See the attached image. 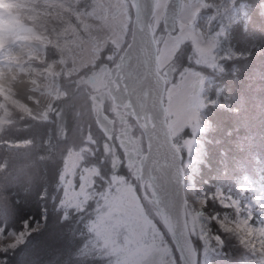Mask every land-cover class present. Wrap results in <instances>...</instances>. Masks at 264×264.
I'll list each match as a JSON object with an SVG mask.
<instances>
[{
    "label": "rangeland",
    "instance_id": "374dc122",
    "mask_svg": "<svg viewBox=\"0 0 264 264\" xmlns=\"http://www.w3.org/2000/svg\"><path fill=\"white\" fill-rule=\"evenodd\" d=\"M42 1L45 4L41 8L23 1L18 4L0 1L16 7L15 10L20 13L18 21H22V18L25 21L32 19L41 24V18L49 16L47 19L50 22L61 23L67 29L66 35L62 36L64 44L55 48L58 56L49 58L44 35L39 36L32 29L11 23L8 16L0 14V45L15 42L28 46V51L21 56L11 54L0 58V63L8 69H0V79L6 77L5 82L0 81V92L22 104L27 112L26 103L14 93L29 95L42 104L48 103L50 107L43 108L48 116V112L54 108L56 96L64 93L55 78L63 71L72 74L78 72L75 76L80 80L85 79L92 86L89 103L93 118L97 106H105L106 110L112 112L116 105L106 101V94L109 95L103 63L119 67L127 61L123 53L130 40L132 9L129 1ZM153 1L151 22L158 38V66L161 68L171 62L172 68L165 90L167 119L173 137L183 150L187 189L195 200V203H191L187 195L190 232L201 241L198 264H210L209 251L214 247V239L206 224L208 213L204 202L208 200V192L206 187L193 183V174L197 164L207 157L203 132L210 122L204 107L210 102L219 101L217 97L210 96L212 74L198 70L196 65L205 64L212 71L221 68V58L234 51L227 41L229 27L244 14L245 4L242 0H181L174 28L166 29L162 15L167 0ZM23 4L37 9L43 16L37 17L28 9L30 6L26 8ZM52 14L55 16L52 17ZM212 14L215 16L212 17ZM48 24L43 23L46 26ZM226 30L227 35L224 36ZM9 35H14V38L9 39ZM218 36L223 37V40L220 41ZM107 45L110 50L106 53L107 59L96 63L95 60L100 58V50ZM32 57H37L42 63L34 66L36 71L47 70V78L41 87L37 86L28 71L33 66ZM23 73L24 78L30 81L25 94L15 88L18 76ZM2 110L0 105V114ZM117 119V129L124 133L123 137L104 132L91 120H77L80 125L76 124L70 134L71 143L64 154L59 175L63 188L62 206L65 209H85L92 231L89 245L106 256L105 264H181L171 238L156 224L151 214L155 208L144 201L138 190L139 157L144 153L141 130L128 113L120 114ZM185 128L192 131L185 132ZM127 141L129 143L125 146ZM257 177L260 179L253 180L243 173L235 178V185L240 188V192H248L243 199L225 189L218 181L214 183V192L224 205L234 208V217L226 212L219 222L264 252V183L262 175ZM146 188L156 198L149 183ZM254 209H258L257 216L254 215ZM243 210L245 213H241ZM247 229H251V233ZM133 233L136 239H133ZM17 237L19 234L12 230L0 231V244Z\"/></svg>",
    "mask_w": 264,
    "mask_h": 264
},
{
    "label": "trees",
    "instance_id": "16d2710c",
    "mask_svg": "<svg viewBox=\"0 0 264 264\" xmlns=\"http://www.w3.org/2000/svg\"><path fill=\"white\" fill-rule=\"evenodd\" d=\"M242 1L244 14L231 24L227 37L233 53L221 58L219 70L212 71L209 67L204 70L212 74L210 96L217 97L219 102L204 107L210 122L203 132L207 157L197 164L193 183L206 187L209 194L206 224L214 239V247L209 251L210 264H264L263 251L219 222L226 212L232 217L235 214L234 208L224 205L214 192V183L218 181L243 199L248 192L242 194L234 182L243 173L253 180L262 175L264 183V0ZM3 3L0 14L8 16L11 23L44 35L48 57L58 56L55 48L64 44L62 36L67 33L61 23L50 22L49 16L41 18V24L32 19L18 21L20 13L16 7ZM28 9L41 17L37 9L31 6ZM45 22H49L48 26L43 25ZM108 48L107 45L100 50L96 63L107 59ZM31 63L33 66L28 71L41 87L47 70L36 71L34 66L42 64L37 57H32ZM77 73L63 71L55 78L64 93L56 96L47 117L30 114L22 104L0 92L3 109L0 231L19 234V239L0 244V264H105L107 261L105 255L89 245L92 231L85 209H65L61 203L63 188L59 175L71 143L70 134L76 124L80 125L79 118L97 125L89 103L91 83L78 79ZM120 170L124 172L123 168ZM146 186L145 183L147 191ZM138 190L144 201L155 208L142 194L139 182ZM253 212L257 216L258 209ZM151 214L165 231L156 208ZM25 221L29 227L24 226ZM191 235L199 258L201 241L192 232ZM14 243L16 246L10 247ZM175 251L177 256L176 248Z\"/></svg>",
    "mask_w": 264,
    "mask_h": 264
},
{
    "label": "water",
    "instance_id": "95a60500",
    "mask_svg": "<svg viewBox=\"0 0 264 264\" xmlns=\"http://www.w3.org/2000/svg\"><path fill=\"white\" fill-rule=\"evenodd\" d=\"M8 1L22 3L20 0ZM25 1L24 3L36 8L45 4L42 0ZM128 1L132 9V19L130 40L123 53V56H127V61L120 66L123 83L114 85L109 80L108 90L116 102L128 100L125 107L130 109L143 132L145 151L139 157V184L142 194L154 204L166 234L178 251L181 264H198L199 258L186 210L187 177L183 154L173 139L165 106L166 84L172 74L171 62L161 68L158 66V38L151 22L154 1ZM180 4L181 0L166 1L162 15V23L166 29L174 28ZM116 78H119L118 74ZM14 94L26 103L29 113L37 117H47L43 108H49L48 103L41 104L29 95ZM94 117L105 132L113 130L112 117L101 107L97 109ZM122 134L120 131L119 135ZM145 180L153 186L156 198L146 191Z\"/></svg>",
    "mask_w": 264,
    "mask_h": 264
},
{
    "label": "flooded vegetation",
    "instance_id": "af4514ba",
    "mask_svg": "<svg viewBox=\"0 0 264 264\" xmlns=\"http://www.w3.org/2000/svg\"><path fill=\"white\" fill-rule=\"evenodd\" d=\"M215 16V15H214ZM104 64V67L106 68V73H105V85H106V90L108 92V95L109 97L107 96L106 94V101H108V103L110 102L111 105L112 103L115 104L116 106L114 107V109H112V112L109 111V110H106V107L105 106H97V109L99 107H101L109 116L112 117L113 119V130L111 132H109V134H116L120 137H123L124 136V133L122 135H119V132L121 130H118L117 129V125H116V122H117V118L118 116H120V114L122 113H128L130 115H132L130 109H126L125 105L128 104V100H125L123 101L122 103H118L116 102L114 99H113V96L111 95V93L109 92L108 90V86H109V80H112L113 81V84L114 85H119V84H122L123 81H122V78H123V73L122 71L120 70V66L116 67L114 66V64H111L109 65L108 63H103ZM117 74L119 75V78L117 79L116 76ZM165 106H166V103H165ZM134 118V117H133ZM98 124V123H97ZM99 125V124H98ZM138 126V125H137ZM99 127L102 129V127L99 125ZM139 127V126H138ZM140 128V127H139ZM103 130V129H102ZM141 130V128H140ZM104 131V130H103ZM105 132V131H104ZM107 133V132H106ZM141 133H142V136H143V132L141 130ZM174 141L177 143V145L179 146L178 142L176 141V139L173 137ZM143 140H144V137H143ZM128 141L125 142V146L128 145ZM180 147V146H179ZM181 151H182V154H183V150L182 148L180 147ZM144 151H145V142H144ZM143 154V153H142ZM141 155V154H140ZM183 158H184V155H183ZM149 181L148 180H145V183L147 184ZM149 184L151 185V183L149 182ZM152 186V185H151ZM153 188V186H152ZM154 191V189H153ZM155 192V191H154Z\"/></svg>",
    "mask_w": 264,
    "mask_h": 264
},
{
    "label": "bare ground",
    "instance_id": "6f19581e",
    "mask_svg": "<svg viewBox=\"0 0 264 264\" xmlns=\"http://www.w3.org/2000/svg\"><path fill=\"white\" fill-rule=\"evenodd\" d=\"M0 1H3V0H0ZM4 1L7 2L8 0H4ZM20 1H23V3L26 2L25 0H20ZM9 2H12V1H8L7 3H9ZM8 38L12 39V38H14V35H9ZM27 51H28V46L23 44V43H15V42L6 43V44H3V45H0V58L4 57L5 55H11V54L21 56V55L25 54ZM0 69L8 70L7 67L4 66L2 63H0ZM24 76H25L24 73L21 74L20 76H18V80L16 81V85L17 86H15V88H19L20 89L19 92L22 93V94H25L26 89H28L29 85H30L29 84L30 81L26 80L24 78ZM5 80H6V77L0 79V81H2V82H5ZM38 102H40V100ZM34 106L38 107L35 104H34ZM187 195H188V199L190 200V202L191 203H193V202L195 203L193 195L188 192V189H187ZM161 247L162 246L159 247L160 250L162 249ZM164 248L166 250V247H164Z\"/></svg>",
    "mask_w": 264,
    "mask_h": 264
},
{
    "label": "snow or ice",
    "instance_id": "6c2138e0",
    "mask_svg": "<svg viewBox=\"0 0 264 264\" xmlns=\"http://www.w3.org/2000/svg\"><path fill=\"white\" fill-rule=\"evenodd\" d=\"M226 35H227V30H226L225 33H224V36H226ZM218 39H220V41H222V40H223V37H219V36H218ZM226 58H228V57H225V59H226ZM219 63H220V62H219ZM188 66L191 67V63H190V62H188ZM196 67H197L198 70H200V71H202V72H205L204 70H205V69H208V66L205 65V64H197ZM215 67H216V66L214 65L213 68L215 69ZM209 99L211 100L210 97H209ZM184 131H185V132H191L192 129H190V128H185ZM204 204H205V207H207L208 202L205 201ZM134 219H135V218H133V223H134ZM24 226H25V227H29V223H28L27 221H25V222H24ZM131 227H132V225L130 224V228H131ZM247 231H248L249 233H251L252 230H251V229H247ZM21 235H22V234H21ZM18 239H19V237H18ZM133 239H136V235H135V233H133ZM197 239H199V238H197ZM15 246H16L15 243L12 244V245H10V247H15Z\"/></svg>",
    "mask_w": 264,
    "mask_h": 264
}]
</instances>
